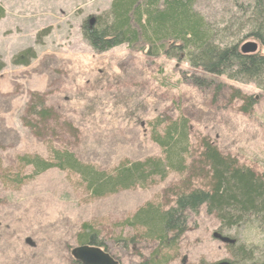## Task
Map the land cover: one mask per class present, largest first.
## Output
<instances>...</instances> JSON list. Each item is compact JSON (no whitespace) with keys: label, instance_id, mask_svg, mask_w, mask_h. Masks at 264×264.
I'll return each mask as SVG.
<instances>
[{"label":"rangeland","instance_id":"1","mask_svg":"<svg viewBox=\"0 0 264 264\" xmlns=\"http://www.w3.org/2000/svg\"><path fill=\"white\" fill-rule=\"evenodd\" d=\"M112 1L0 0L5 64L0 73V264H73L72 251L85 226L118 264H142L154 255L160 264L232 262L227 243L215 237L218 221L205 209L189 217L188 231L171 248L126 224L148 204L169 208L168 191L187 174L172 173L151 186L101 199L90 197L77 176L57 170L22 186L11 183L17 173H31L19 157L49 158L51 140L108 173L122 163L160 157L151 139L158 119L189 122L195 158L200 141L208 140L240 166L264 175V93L253 84L214 77L212 87L197 88L187 64L133 53L126 46L96 54L84 40L83 27L104 16ZM231 7L230 0H198L196 9L218 25L233 15ZM28 49L37 58L27 67L15 65ZM35 95L59 117L55 131L61 136L38 138L26 126ZM239 97L258 99L251 114L241 112ZM242 228L225 236L250 248L264 247V235Z\"/></svg>","mask_w":264,"mask_h":264},{"label":"trees","instance_id":"2","mask_svg":"<svg viewBox=\"0 0 264 264\" xmlns=\"http://www.w3.org/2000/svg\"><path fill=\"white\" fill-rule=\"evenodd\" d=\"M230 2L233 15L217 25L197 11L198 0H113L104 16L92 19L93 24L89 19L83 27L84 40L96 54L126 46L133 53L152 58L165 56L187 64L192 70L190 82L197 88L212 87L214 77L253 84L264 93V54L260 52L264 49V0ZM3 18L4 10L0 8V20ZM248 41L257 43V53H242L241 46ZM36 58L34 50L28 49L15 58L14 64L27 67ZM4 69L0 58V73ZM35 97L28 107L26 126L38 138L51 140L61 136L55 131L60 125L59 117ZM239 98L243 102L241 112L251 114L258 99ZM64 127L62 131L68 133L70 128L67 124ZM151 139L160 147V157L122 163L111 173L83 163L71 148L47 141L49 158L19 157L22 168L31 169V173H17L11 183L22 186L57 170L77 176L90 197L101 199L151 186L156 179L165 180L172 173L187 174V179L168 191L172 199L169 208L148 204L126 224L142 229L147 239L163 248H171L188 231L189 217L205 209L207 215L218 221L220 233L227 235L244 227L249 234L256 230L264 235V175L240 166L235 158L223 154L208 140L200 141V152L195 158L186 119L168 123L158 119ZM97 238L85 226L77 237L78 245L101 248ZM261 248H250L248 242L228 243V253L233 258L229 264H264V247ZM156 257L142 264H160ZM72 263L81 264L74 258Z\"/></svg>","mask_w":264,"mask_h":264},{"label":"water","instance_id":"3","mask_svg":"<svg viewBox=\"0 0 264 264\" xmlns=\"http://www.w3.org/2000/svg\"><path fill=\"white\" fill-rule=\"evenodd\" d=\"M94 20L91 19V24ZM258 45L254 42H247L241 46V51L245 55L255 54L258 51ZM224 243H234L230 239H222ZM73 258L81 264H117L106 252L97 247H78L72 251ZM218 264H229L221 262Z\"/></svg>","mask_w":264,"mask_h":264},{"label":"flooded vegetation","instance_id":"4","mask_svg":"<svg viewBox=\"0 0 264 264\" xmlns=\"http://www.w3.org/2000/svg\"><path fill=\"white\" fill-rule=\"evenodd\" d=\"M215 234H216L215 237H218V238H220L221 240H222V239H225V238H228L227 236H225V234L219 232V226H218V229H217V231H216ZM236 242H237V240L235 241V243H236ZM235 243H229V244H230V245H234ZM117 264H118V263H117Z\"/></svg>","mask_w":264,"mask_h":264}]
</instances>
